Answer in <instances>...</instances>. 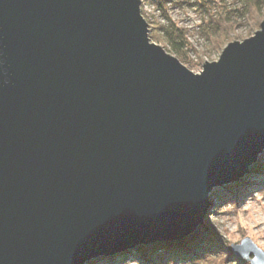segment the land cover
<instances>
[{
  "label": "water",
  "instance_id": "95a60500",
  "mask_svg": "<svg viewBox=\"0 0 264 264\" xmlns=\"http://www.w3.org/2000/svg\"><path fill=\"white\" fill-rule=\"evenodd\" d=\"M149 30L142 0H0V264L181 240L258 162L264 19L198 73Z\"/></svg>",
  "mask_w": 264,
  "mask_h": 264
},
{
  "label": "rangeland",
  "instance_id": "374dc122",
  "mask_svg": "<svg viewBox=\"0 0 264 264\" xmlns=\"http://www.w3.org/2000/svg\"><path fill=\"white\" fill-rule=\"evenodd\" d=\"M153 1L142 0L145 18L147 17L149 24L156 26V23H168L169 20L167 19L169 17L172 22L185 30L190 46L187 49V54H183V58H180L177 54L168 50L165 42L157 43L161 44L168 52L177 56L188 68L196 73L203 69V64L206 60H218L224 49L215 47L213 40L211 41L207 36V29L209 28L207 24L210 25L211 21L209 11H212L211 14L216 16L221 12L224 13L227 8L234 9L242 6L240 0H165V7L162 10ZM261 14L262 19H264V11ZM231 31L229 36L231 40L229 39V42L243 40L256 32L252 29V23L250 22L235 25V28ZM261 158L263 162L264 152L259 160ZM251 169L246 173L245 177L243 176L237 180V182H240L244 194H240L237 197L231 191L228 194L229 196L225 198V192L228 190L227 187H229L227 186L228 184L221 185L222 187L219 186L224 192L223 196L216 197L212 195L218 187L209 194L210 198H212V206L207 216L210 217V223L213 225V233L221 240V245L225 247L230 246L231 248L232 243H239L243 238L250 237L259 247L264 249V189L255 185H247V182L256 183L258 181V179H255V173L253 174ZM261 173L264 174V169H261ZM251 175L254 176L249 178ZM232 194L233 196H231ZM208 227L209 225L207 227L204 226L205 229ZM205 231L209 232V230ZM221 245L213 244V246L219 247L217 249L218 252L211 251L203 258L178 260L174 263L169 262V264H246V262L250 264L246 259H241L235 255L232 248L233 256L228 255L221 248ZM209 254L211 255L210 257ZM129 263L143 264L136 260Z\"/></svg>",
  "mask_w": 264,
  "mask_h": 264
},
{
  "label": "trees",
  "instance_id": "16d2710c",
  "mask_svg": "<svg viewBox=\"0 0 264 264\" xmlns=\"http://www.w3.org/2000/svg\"><path fill=\"white\" fill-rule=\"evenodd\" d=\"M240 1L242 4L241 8H227L224 13L219 12L220 14L216 16H213V14H211L212 11H209V17L211 21L210 25L207 24L209 27L207 29V36L211 41L213 40L212 42L215 47H219L220 49L224 48L227 42H229V36L232 32L231 30L235 28V25L250 22L252 23V29L254 31L260 27V24L263 20L261 13L264 11V0ZM153 2L157 3V6L162 10L165 7V0H154ZM142 13L144 16H146L143 7ZM167 20H169V22L165 24L156 23V26L149 24L150 37L156 42H165L169 51L177 54V56L180 58H183V54H187V49L190 46L186 38V32L184 29L176 25V23L172 22L169 17ZM147 21L149 20L147 19ZM261 169H264V159L262 162V158L251 169L253 174L255 173V179H258V184L257 182H247V185H255L264 189V174L261 173ZM253 176L254 175H251L249 178H252ZM226 184L229 186L227 187L229 191L227 190L225 192V198L229 196L228 194L231 191H233V194L237 197L240 196V194H244V190H242L243 188L241 187L239 181L229 182ZM223 193V190H221V188L218 186L212 195L221 197L224 195ZM233 194L231 196H233ZM203 225L206 227L209 225V227L205 229ZM203 225L199 227L194 233L181 240L171 242L157 241L149 244L139 245L119 253L101 255L99 257L93 258L86 264H130L129 262L134 260L143 264H169V262L174 263L178 260L183 261L186 259L194 260L196 258H203L211 251L218 252L217 249L219 247L213 246V244H218L219 246L221 245V240L213 233L214 229H212L213 225L210 223V217L207 216L204 219ZM205 230H209V232H206ZM221 248H223L228 255L233 256L230 246L225 247L224 245H221ZM210 256L211 255L209 254V257Z\"/></svg>",
  "mask_w": 264,
  "mask_h": 264
}]
</instances>
